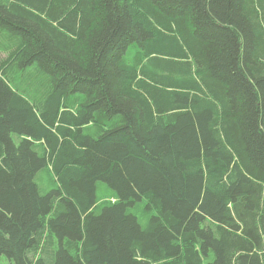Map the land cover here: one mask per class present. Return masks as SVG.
Instances as JSON below:
<instances>
[{"label": "trees", "instance_id": "trees-1", "mask_svg": "<svg viewBox=\"0 0 264 264\" xmlns=\"http://www.w3.org/2000/svg\"><path fill=\"white\" fill-rule=\"evenodd\" d=\"M0 33V259L264 264V0H0Z\"/></svg>", "mask_w": 264, "mask_h": 264}, {"label": "crops", "instance_id": "crops-1", "mask_svg": "<svg viewBox=\"0 0 264 264\" xmlns=\"http://www.w3.org/2000/svg\"><path fill=\"white\" fill-rule=\"evenodd\" d=\"M7 46L10 47V40L6 42V38H4L1 35V33H0V47H2V49L0 50L1 56H3V58H5L6 64H10L11 61H12L11 58H10V56H11V49H7L6 48ZM14 68L17 69V67H14Z\"/></svg>", "mask_w": 264, "mask_h": 264}, {"label": "rangeland", "instance_id": "rangeland-1", "mask_svg": "<svg viewBox=\"0 0 264 264\" xmlns=\"http://www.w3.org/2000/svg\"><path fill=\"white\" fill-rule=\"evenodd\" d=\"M0 264H10V262L5 256H3L0 259Z\"/></svg>", "mask_w": 264, "mask_h": 264}]
</instances>
